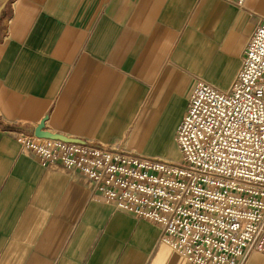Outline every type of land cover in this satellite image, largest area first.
Listing matches in <instances>:
<instances>
[{"label":"crops","instance_id":"0c3cea01","mask_svg":"<svg viewBox=\"0 0 264 264\" xmlns=\"http://www.w3.org/2000/svg\"><path fill=\"white\" fill-rule=\"evenodd\" d=\"M260 17L264 0H0V264H189L159 226L18 138L45 119L83 143L177 160L196 80L227 90Z\"/></svg>","mask_w":264,"mask_h":264},{"label":"built area","instance_id":"2783aa9c","mask_svg":"<svg viewBox=\"0 0 264 264\" xmlns=\"http://www.w3.org/2000/svg\"><path fill=\"white\" fill-rule=\"evenodd\" d=\"M242 8L244 0H224ZM177 160L21 135L42 164L93 183V195L156 224L159 240L189 264H244L264 256V17L227 90L197 79L175 134Z\"/></svg>","mask_w":264,"mask_h":264},{"label":"water","instance_id":"95a60500","mask_svg":"<svg viewBox=\"0 0 264 264\" xmlns=\"http://www.w3.org/2000/svg\"><path fill=\"white\" fill-rule=\"evenodd\" d=\"M44 120H40V122L36 125L34 128V135L37 137H46V138H53V139H60L63 141H70V142H78V143H83L81 139L78 138H72V137H67L59 133H52L44 129Z\"/></svg>","mask_w":264,"mask_h":264}]
</instances>
